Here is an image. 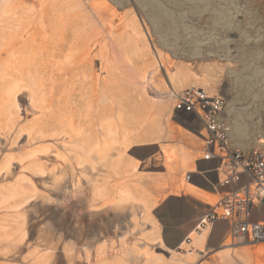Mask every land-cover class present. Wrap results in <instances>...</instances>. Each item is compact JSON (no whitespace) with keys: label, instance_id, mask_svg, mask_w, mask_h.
<instances>
[{"label":"rangeland","instance_id":"rangeland-1","mask_svg":"<svg viewBox=\"0 0 264 264\" xmlns=\"http://www.w3.org/2000/svg\"><path fill=\"white\" fill-rule=\"evenodd\" d=\"M90 3L104 22L101 42L116 39L122 48L109 47L114 50L108 53L111 74L106 68L101 72L109 95H103L101 104L107 110L102 115L112 133L106 140L112 143L103 144L99 152L94 148L88 157L85 149L80 150V141L56 128L33 134L31 141L27 131L17 144L8 141L7 154L15 156L14 164L7 177L0 172V189L16 187L20 194L10 197L5 207L1 206L6 198L0 197V264H36L47 256L50 264L186 260L191 247L176 245L190 232L193 236L204 232L198 228L199 220L232 186L215 187L218 175L223 174L212 171L219 166L218 159L204 158L203 124L192 115L175 111L169 96L173 90L202 88L210 96L225 97L223 117L230 127L231 144L244 151H264V0ZM133 19L138 22V33L129 26ZM133 44L141 56L136 55ZM183 65L194 78L173 81L171 75ZM153 70V80L146 85L136 75ZM62 86L57 85L56 96ZM18 99L21 102V97ZM162 101L168 108L155 114L162 131L154 137L134 122L139 108L149 102L158 106ZM35 115L29 112L25 123L33 124ZM35 150L38 156L32 155ZM114 158L120 173L113 176L109 164ZM55 177L60 180L56 184ZM117 190H129L131 199L119 204L122 198ZM139 198L148 200L150 214L146 218L143 208L133 205ZM169 200H181L184 215L163 217L158 209ZM16 202L20 203L17 211L11 206ZM256 218H264V206ZM216 222L229 230L227 221ZM226 242L248 244L238 248V253L246 250L254 256L252 264H264V253L259 251H264V243L251 244L227 234L218 249ZM100 245L105 246L102 252L97 251ZM145 252L150 254L147 262Z\"/></svg>","mask_w":264,"mask_h":264},{"label":"bare ground","instance_id":"bare-ground-1","mask_svg":"<svg viewBox=\"0 0 264 264\" xmlns=\"http://www.w3.org/2000/svg\"><path fill=\"white\" fill-rule=\"evenodd\" d=\"M129 26L133 32H139L135 19L130 21ZM104 32V22L97 7L92 6L90 0H0V172L2 171L5 177L12 173L15 157L7 154V143L10 140L11 144H17L24 131L28 134L24 132L23 135L31 141L33 134L42 135L46 130L56 128L80 141V150L85 149L88 157L93 155L94 148H99V152L103 144L106 146L111 142L106 140L112 133L102 115L107 110L101 104L103 95H109L104 89L107 81L101 72L106 68L108 75L111 74V54L108 53H113L114 50L109 47L115 49L117 45L118 49L122 48L116 39L102 43ZM133 48L136 55L141 56L137 46L133 44ZM127 59H131L130 55ZM154 70L156 71V68ZM154 70L152 73L136 75L139 76L140 82L146 85L153 80ZM171 78L183 83L194 77L184 66L171 75ZM207 78L205 80L209 81ZM57 79L63 84L58 96L55 94L59 85ZM184 91L173 90L171 95L169 94L175 102V107L178 104L179 92ZM18 97H21V102ZM126 98L129 100V97ZM82 107L86 109V113H83ZM167 108L165 101L158 103V106L149 102L137 110V120L133 122L138 123L139 127H146L151 135L158 137L162 130L155 114ZM29 112L38 115H35V121L32 120L33 124L25 123ZM115 116L118 117V114ZM203 141L205 143L204 137ZM37 151L32 155L38 156ZM171 159L170 154L169 160L172 162ZM117 161L114 158L109 164L113 176L120 173ZM224 178L223 174L220 180ZM58 181L60 180L55 177L54 183ZM74 185L76 186V183ZM117 191L122 198L119 204L128 202L132 197L129 190ZM14 194H20L19 188L11 187L3 191L0 189V197L3 195L6 198L0 206L5 207L4 203L6 205L10 197L16 196ZM223 195L224 192L218 202L212 205L216 211H221L219 201ZM135 204L143 208V217L146 218L150 214L147 199L139 198L133 205ZM19 205L20 203L16 202L11 206L16 210ZM205 217L206 215L203 218ZM3 219L1 218L2 221ZM203 222L204 224L200 222L198 228L204 232L193 236L189 246L191 248L186 252V260L176 259L180 264L194 260L203 242L204 237L201 235L207 232L208 225L213 221L204 219ZM104 247L97 246V251L102 252ZM259 251L264 253L261 248ZM149 255L144 253L146 262L150 260ZM224 258L225 263L231 261L230 251H225ZM38 260L35 261L36 264H50L48 256L43 257L39 263Z\"/></svg>","mask_w":264,"mask_h":264},{"label":"built area","instance_id":"built-area-1","mask_svg":"<svg viewBox=\"0 0 264 264\" xmlns=\"http://www.w3.org/2000/svg\"><path fill=\"white\" fill-rule=\"evenodd\" d=\"M177 98L175 111L192 115L203 124L204 158L219 161V166L212 171L224 174L225 178L220 180L218 175L215 187L232 186L219 201L221 211L211 207L201 219L213 223L217 219L227 221L228 236L241 237L243 242H263L264 218L256 216L262 215L264 206V151H244L231 144L230 127L223 117L225 97L207 95L202 88H189L179 92ZM200 220L198 225L204 224Z\"/></svg>","mask_w":264,"mask_h":264},{"label":"crops","instance_id":"crops-1","mask_svg":"<svg viewBox=\"0 0 264 264\" xmlns=\"http://www.w3.org/2000/svg\"><path fill=\"white\" fill-rule=\"evenodd\" d=\"M190 168H189L190 171H194L193 166H190ZM199 234L201 233L199 232ZM227 234H228V230H225V225L222 223L216 222L212 225V227L209 226L207 232L204 235H201L202 237H204L202 245L199 248V250L196 252L195 259L193 260L194 262L192 261L193 263L191 264H204V263L228 264L229 262H230L229 264H252L251 262L254 258L253 255L251 256V254L246 252V250H242L240 251V253H238L237 251L238 248L240 247L243 248L248 246L247 244H244L243 246H235V245L232 246V243L226 242L225 244H223V247L221 249H218V247L221 246L222 241L227 237ZM192 236H193V232H190V234L187 235L185 238L183 237L176 246L182 248L185 244H188L187 246L189 247L190 244L192 243L191 242L193 238ZM262 243H264V241ZM206 251L207 253L205 254ZM225 251H230L231 258L233 259L229 261V259L227 258V261H229L227 263H225L224 261H222V259H220L221 256H224ZM243 252H245V254ZM253 252L255 253V256L256 254H258L256 249L253 250ZM234 256H236V258ZM168 264H172V263L169 262Z\"/></svg>","mask_w":264,"mask_h":264},{"label":"snow or ice","instance_id":"snow-or-ice-1","mask_svg":"<svg viewBox=\"0 0 264 264\" xmlns=\"http://www.w3.org/2000/svg\"><path fill=\"white\" fill-rule=\"evenodd\" d=\"M158 211L162 214L163 217L178 219L179 217L184 215L186 209L183 206V202L181 200H169L162 204Z\"/></svg>","mask_w":264,"mask_h":264}]
</instances>
